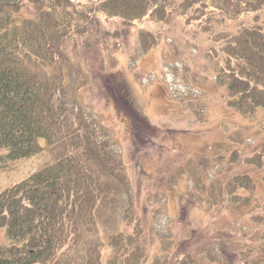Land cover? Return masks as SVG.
Instances as JSON below:
<instances>
[{"label":"trees","instance_id":"1","mask_svg":"<svg viewBox=\"0 0 264 264\" xmlns=\"http://www.w3.org/2000/svg\"><path fill=\"white\" fill-rule=\"evenodd\" d=\"M150 18L204 32L226 102L264 115V0H0V170L53 151L49 162L0 189V264H100L101 229L111 264L143 263L145 228L124 162L109 128L71 101L68 67L70 50L80 60L87 48L114 66L119 37ZM139 36L144 49L159 39L149 28ZM232 154L254 169L215 181L217 213L229 206L252 210V173L264 177V138L245 155L237 148ZM251 219L240 262L264 264V209ZM164 249V260L152 264H197L201 251L175 243Z\"/></svg>","mask_w":264,"mask_h":264},{"label":"rangeland","instance_id":"2","mask_svg":"<svg viewBox=\"0 0 264 264\" xmlns=\"http://www.w3.org/2000/svg\"><path fill=\"white\" fill-rule=\"evenodd\" d=\"M145 28L160 32L147 49L139 36ZM209 41L196 26L150 18L133 26L124 39L119 37L112 67L105 54L101 60L92 49H82L78 60L70 50V99L111 131L131 183L135 211L144 223L142 264L163 259L165 246L174 243L201 247L197 264H241L239 253L247 241L243 233L252 225L251 215L264 209V177L258 171L252 173L257 201L252 210L229 206L216 212L211 194L215 181L226 172L254 169L236 162L239 156L232 152L237 148L245 155L263 140L264 115L261 110L243 114L226 102V87L215 80L214 63L206 52ZM41 143L46 147L45 138ZM52 158L47 147L14 160L0 170V189ZM100 238V264H111L112 247L103 229Z\"/></svg>","mask_w":264,"mask_h":264}]
</instances>
